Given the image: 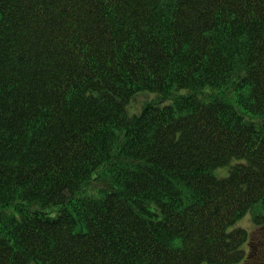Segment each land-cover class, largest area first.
<instances>
[{
	"label": "trees",
	"instance_id": "1",
	"mask_svg": "<svg viewBox=\"0 0 264 264\" xmlns=\"http://www.w3.org/2000/svg\"><path fill=\"white\" fill-rule=\"evenodd\" d=\"M0 264H264V0H0Z\"/></svg>",
	"mask_w": 264,
	"mask_h": 264
},
{
	"label": "rangeland",
	"instance_id": "2",
	"mask_svg": "<svg viewBox=\"0 0 264 264\" xmlns=\"http://www.w3.org/2000/svg\"><path fill=\"white\" fill-rule=\"evenodd\" d=\"M146 94L147 92L141 93V95H139L137 98H134L130 103V109L134 107H140L141 104L143 106ZM236 226L247 228L250 233L255 232L257 225L254 221V214L245 216L242 220L237 222Z\"/></svg>",
	"mask_w": 264,
	"mask_h": 264
}]
</instances>
